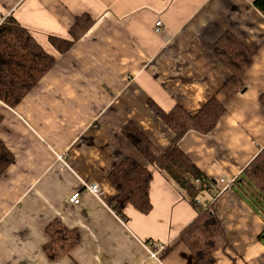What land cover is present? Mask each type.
<instances>
[{"label": "crops", "instance_id": "1", "mask_svg": "<svg viewBox=\"0 0 264 264\" xmlns=\"http://www.w3.org/2000/svg\"><path fill=\"white\" fill-rule=\"evenodd\" d=\"M254 0H0V23L14 18L55 57L53 68L15 108L0 102V139L14 162L0 178V264H193L180 232L196 217L179 187L151 173L148 215L133 207L122 221L107 181L126 157L140 160L121 135L133 123L159 149L172 132L148 108L196 113L215 96L225 113L208 134L188 132L178 146L210 184L198 200L214 204L226 237L214 264H264V222L235 181L264 148V17ZM92 27L59 55L49 38H67L75 19ZM156 22H161L159 31ZM226 32L252 53L245 89L221 91L230 71L212 53ZM60 158V159H59ZM97 184V197L82 184ZM59 220L80 244L52 262L42 251L45 227ZM166 253L150 258L147 244Z\"/></svg>", "mask_w": 264, "mask_h": 264}, {"label": "trees", "instance_id": "2", "mask_svg": "<svg viewBox=\"0 0 264 264\" xmlns=\"http://www.w3.org/2000/svg\"><path fill=\"white\" fill-rule=\"evenodd\" d=\"M253 6L264 17V0H254ZM92 25V19L88 15H82L69 28L67 38L51 37L49 42L59 55H63ZM212 53L230 71L221 91L230 97L242 93L245 89L243 79L252 65L253 53L230 32L224 33L212 46ZM54 63L55 57L48 54L14 18L8 17L2 21L0 102L3 105L15 109L53 68ZM259 102L264 109V93L260 95ZM147 105L172 132V142L167 149L159 150L133 123L124 124L120 129L121 135L137 152L140 160L126 157L108 173L107 181L115 192L109 205L122 221H126L124 210L128 206L142 215H148L152 210L149 195L152 177L147 165L153 167L179 187L196 212L194 220L180 232L182 243L194 259L193 264H214V253L225 246L227 241L214 212V204L203 206L198 200L210 181L182 152L178 142L190 131L210 133L224 115L225 109L215 96L194 114L178 105L169 111L162 110L152 101H148ZM1 122L0 115V124ZM13 162V154L0 139V178ZM234 185L241 196L260 212L264 222V148L243 170ZM45 235L47 242L42 251L52 262L67 256L81 240L77 230L69 229L56 219L45 227ZM260 239H264V233L260 235ZM165 253L166 250H163L159 257H163Z\"/></svg>", "mask_w": 264, "mask_h": 264}, {"label": "built area", "instance_id": "3", "mask_svg": "<svg viewBox=\"0 0 264 264\" xmlns=\"http://www.w3.org/2000/svg\"><path fill=\"white\" fill-rule=\"evenodd\" d=\"M162 24L161 22H156L155 27L156 30L159 31L161 28ZM60 159V158H59ZM198 181H196L197 183ZM83 192H88L91 193L97 197H101L102 193L100 191V188L98 187L97 184H82L81 190H78L74 192L70 198H69V203L72 205H78L80 203V198ZM147 248L149 250L150 258L154 260H160L159 255L162 253L164 250V247L158 246L155 242H150L147 244Z\"/></svg>", "mask_w": 264, "mask_h": 264}, {"label": "rangeland", "instance_id": "4", "mask_svg": "<svg viewBox=\"0 0 264 264\" xmlns=\"http://www.w3.org/2000/svg\"><path fill=\"white\" fill-rule=\"evenodd\" d=\"M5 20V19H4ZM2 23V22H1ZM0 23V24H1ZM255 202H257V199L255 197L252 198ZM250 204V203H249ZM255 209V208H254ZM256 210V209H255ZM257 211V210H256Z\"/></svg>", "mask_w": 264, "mask_h": 264}]
</instances>
